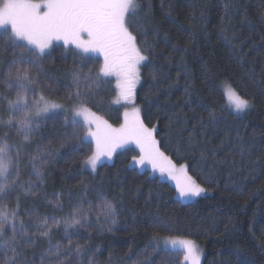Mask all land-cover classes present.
<instances>
[{
    "label": "trees",
    "instance_id": "16d2710c",
    "mask_svg": "<svg viewBox=\"0 0 264 264\" xmlns=\"http://www.w3.org/2000/svg\"><path fill=\"white\" fill-rule=\"evenodd\" d=\"M143 3L146 9L150 4L148 21L160 32L157 52L163 50L167 54L171 51L162 43L165 36L170 43L179 42L187 51L183 53V64L180 56L174 53L171 63L153 59L160 73L156 81L150 75L152 65L141 67L137 105L143 109L145 122L158 127V139L164 144L166 154L190 165H201L198 177L208 189L207 194L190 201L179 200L174 185L167 178L160 180L152 177L149 171L132 166L131 158L136 154L134 146L120 150L111 161H104L92 173L81 163L88 148L79 151L72 145L59 148L57 129L51 121H45L29 151L35 152L37 144L47 143L49 139L53 147L59 148L56 158L46 165L48 197L52 199L61 190H71L77 194L71 203H76L83 181L89 187L86 205L87 202L93 204L92 223H96L98 214L104 211L98 192L112 199L118 210L121 206L125 209L117 217L114 234L93 232L89 238L81 230L79 235H73V239H80L81 243L89 239L90 251L99 247L96 264H168L169 261L181 264L182 256L178 252L168 255L151 244L154 232H159L160 236L173 234L195 239L204 251L202 264H264V87L261 86L264 81V0H143ZM225 4L229 5L227 11ZM143 25V18L133 23L138 33ZM177 26L181 27L180 32ZM6 34V29L0 30V41ZM11 58V50L0 49V66ZM89 58L101 60L90 55L86 57ZM75 63L79 64V60ZM73 66L72 52L60 45H56L51 57L45 59V70L58 78L62 87L70 82V77L64 74ZM225 79L252 101L253 106L244 114L222 108L221 85ZM154 85L159 87L153 90ZM189 85L191 96L185 103L184 89ZM58 94L63 95V90ZM101 95L105 103L101 105L94 99L91 106L118 127L123 108L110 104L114 98V80ZM198 105L214 108L221 126L200 128L197 121L203 116L206 122L207 113ZM0 114L7 115L2 110ZM169 120L172 121L171 131L167 129ZM194 126L197 128L193 133L198 145L196 150L178 153L175 146L189 139L188 134ZM4 131L0 129V138ZM237 132L243 143L252 148V155L246 153L243 163L237 147ZM21 139L14 131L9 133L11 143ZM201 152L205 153L203 158ZM250 161L258 162L253 165ZM24 162L27 163V156ZM29 171L30 168L25 170V179ZM149 192L151 199L146 204ZM63 203L65 213L57 215L69 210L67 197ZM33 204L41 215L52 214L51 206L43 200L30 199L24 207ZM24 219L28 222L26 216ZM54 239L65 242L60 233H56ZM38 252L39 249L37 256L29 252V260L37 259Z\"/></svg>",
    "mask_w": 264,
    "mask_h": 264
},
{
    "label": "snow or ice",
    "instance_id": "6c2138e0",
    "mask_svg": "<svg viewBox=\"0 0 264 264\" xmlns=\"http://www.w3.org/2000/svg\"><path fill=\"white\" fill-rule=\"evenodd\" d=\"M150 7L149 4L146 9L143 0L0 2V28L7 30L5 38L0 41V49L12 52V58L0 66V88L3 89L0 92V110L7 114H0V129L5 130L0 138V264H72L73 260L75 264H96L99 247L90 251L89 239L81 243L80 239H73V235H79L81 230L89 238L93 232L114 234L117 217L125 209L121 206L118 210L112 199L98 192L104 211L98 214L96 223H92L93 204L87 202L86 205L89 187L83 181L79 185L81 193L76 203H71L77 195L71 190H61L49 199L45 189L46 165L56 158L59 148L66 145H72L75 151L88 148L81 163L92 173L105 159L111 161L120 150L134 146L136 154L131 158L132 166L150 168L152 173L167 178L174 185L179 200L201 197L208 191L198 177L202 172L201 165H190L166 154L164 144L158 139V127L145 122L143 109L136 102L137 88L142 80L141 67L152 65L150 75L156 81L160 73L156 71L153 59L171 63L174 53L180 56L183 64V53L187 51V48L180 47L179 42L170 43L165 36L162 43L171 51L167 54L163 50L157 52L160 32L148 21ZM228 8L229 5L225 4L226 11ZM141 18L144 25L138 33L133 23ZM180 31L181 27L177 26V32ZM56 45L71 51L74 58V66L64 74L70 77V82L63 87L58 78H53L45 70V59L51 57ZM89 54H95L102 60L86 59ZM76 60L79 64L75 63ZM89 63L91 67L87 66ZM113 80L114 98L110 104L123 108L122 122L118 127L91 106L94 99L101 105L105 103L101 93L111 87ZM261 86L264 87V81H261ZM156 87L159 85H154L153 90ZM221 89L223 109L239 114L253 106L252 101L242 95L231 81L225 79ZM62 90L63 95H59ZM184 92L185 103H188L190 85ZM157 107L160 108L159 105ZM198 107L207 113L206 122L203 116L197 121L200 128L221 126L214 108ZM45 121H51L53 128L57 129L59 148L53 147L49 139L47 143L41 141L35 152H31L29 146L40 134ZM167 129H172L171 120ZM13 131L22 138L18 143L9 140V133ZM196 131L194 126L188 134L189 139L175 146L178 153L196 150L198 145L193 139ZM89 140L91 143H87ZM237 141L243 163L246 153L252 155V148L243 143L239 132ZM204 155L201 152L202 158ZM25 156L27 163L24 162ZM257 162L250 161L253 165ZM28 168L31 171L25 179ZM208 175L211 179V173ZM123 195L122 189L121 203ZM65 197L69 200V210L66 214L57 215L65 213ZM30 199L43 200L51 206L52 214L41 215L35 204L24 207ZM150 199L151 192L145 203ZM165 230L170 232V229ZM56 233H60L65 242L55 240ZM153 240L157 244L162 240L168 255L178 252L183 264H201L202 249L195 239L173 234L161 237L159 232H154ZM44 244L46 247L42 246ZM38 249V258L29 260L28 253L37 256Z\"/></svg>",
    "mask_w": 264,
    "mask_h": 264
},
{
    "label": "rangeland",
    "instance_id": "374dc122",
    "mask_svg": "<svg viewBox=\"0 0 264 264\" xmlns=\"http://www.w3.org/2000/svg\"><path fill=\"white\" fill-rule=\"evenodd\" d=\"M2 29H4V28H0V30H2ZM89 55L92 56V57H96V58H99V59L102 60V58L96 56L95 54H89ZM234 113H235V112H234ZM244 113H245V112H244ZM244 113H239V114L242 115V114H244ZM235 114H237V113H235ZM88 142H91V141L89 140ZM128 148H129V147H128ZM106 160H107V159H105L104 161H106ZM104 161H103V162H104ZM138 169H139V168H138ZM139 170H146V171H149V173H150V175H151L152 177H157V178H159L160 180H164V178L160 177L158 173H155V174L152 173L151 170H150V168L139 169ZM206 194H207V192H206ZM204 195H205V194H204ZM192 199H193V198H192ZM192 199H191V200H192ZM185 201H190V200H184V202H185ZM161 237H163V236H161ZM197 243H198V245L200 246V248L202 249V247H201V245L199 244L198 241H197ZM151 244H152L156 249H158V250H165V249H164V245H163V241H162V240L160 241L159 244H157V242H156L155 240L152 239ZM203 256H204V251H203V249H202L201 264H202ZM181 264H183V260H182Z\"/></svg>",
    "mask_w": 264,
    "mask_h": 264
},
{
    "label": "bare ground",
    "instance_id": "6f19581e",
    "mask_svg": "<svg viewBox=\"0 0 264 264\" xmlns=\"http://www.w3.org/2000/svg\"><path fill=\"white\" fill-rule=\"evenodd\" d=\"M233 11V10H232ZM261 25V24H260ZM140 102V101H139ZM165 131V130H164ZM33 143V142H32ZM35 143V142H34Z\"/></svg>",
    "mask_w": 264,
    "mask_h": 264
}]
</instances>
